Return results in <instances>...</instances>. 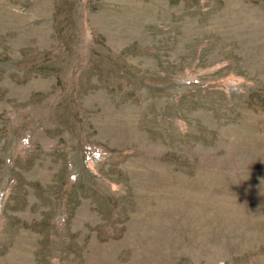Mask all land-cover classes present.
<instances>
[{
  "label": "rangeland",
  "instance_id": "1",
  "mask_svg": "<svg viewBox=\"0 0 264 264\" xmlns=\"http://www.w3.org/2000/svg\"><path fill=\"white\" fill-rule=\"evenodd\" d=\"M0 264H264V0H0Z\"/></svg>",
  "mask_w": 264,
  "mask_h": 264
}]
</instances>
